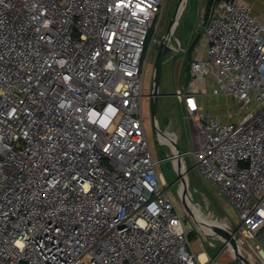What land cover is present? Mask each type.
Listing matches in <instances>:
<instances>
[{"label":"built area","instance_id":"built-area-1","mask_svg":"<svg viewBox=\"0 0 264 264\" xmlns=\"http://www.w3.org/2000/svg\"><path fill=\"white\" fill-rule=\"evenodd\" d=\"M164 2L0 0V264H221L190 246L142 114ZM205 7L175 95L201 174L238 210L231 233L264 264V17Z\"/></svg>","mask_w":264,"mask_h":264},{"label":"rangeland","instance_id":"rangeland-1","mask_svg":"<svg viewBox=\"0 0 264 264\" xmlns=\"http://www.w3.org/2000/svg\"><path fill=\"white\" fill-rule=\"evenodd\" d=\"M261 1L256 2L255 13L258 17L263 18L264 14H261L264 11V7L261 9ZM206 3L207 0H186L183 12L173 27L170 38L166 39L167 44L172 49L165 54L162 63L157 125L159 132L169 138L171 137V139L173 138L184 152L189 188L192 193L191 199L194 207L205 218L209 224L208 226L215 232H219L216 228L231 230L232 227H235L237 229L241 222L239 213L219 189L201 174L196 164V158L192 153L195 147L196 130L186 118L181 104L175 95L177 89L183 84L188 83L191 77L192 50L197 44L195 43L196 38L200 35V20L204 15ZM178 4L179 0H165L163 11L154 24L151 33V35L153 34L152 39L146 54L145 70L143 72L144 94H151L153 91L155 62L159 45L167 35L169 23L175 15ZM183 49H186V51L184 52ZM142 114L151 148L153 149L155 158L159 160L158 170L164 176L163 183L166 184L165 187L170 186L172 198L175 200L177 208L193 227L189 235L190 246L196 254L202 251L206 252L207 258L205 262H210L216 258H219V260L224 258L225 253H228L230 247L228 242L216 234H202L201 230L188 218V215L183 211L178 201L180 186L179 173L176 170L177 160L170 158L173 154V149L168 144L161 143L155 134L149 95L148 99L145 97L142 100ZM243 251L242 253L250 264H261L257 259L252 258V260L249 258L246 255V251L248 250L244 247ZM235 255L234 248L232 247L229 255H227L232 258H228L226 261L225 259L223 261L220 260V263L244 264L241 260L240 263H237V258H234Z\"/></svg>","mask_w":264,"mask_h":264},{"label":"water","instance_id":"water-1","mask_svg":"<svg viewBox=\"0 0 264 264\" xmlns=\"http://www.w3.org/2000/svg\"><path fill=\"white\" fill-rule=\"evenodd\" d=\"M182 4V0H179V4L178 7L176 9L175 15L174 17L171 19L170 23H169V27L167 30V35L165 37V39H163L160 42L159 45V51L157 54V58H156V62H155V70H154V88L152 93L150 94L149 98H150V107H151V117H152V121H153V125H154V130H155V134L157 136V138H161L162 140H164L166 143L172 145L175 149L176 155H178L179 157V188L183 189V196H185L187 194V190L185 189L184 185H183V181H182V176L185 173V158H184V152L181 150L180 146L172 139H170L169 137L161 134L158 130V125H157V109H158V98H159V89H160V84H161V71H162V63H163V58L165 56V54L167 52H169L172 47H170L167 42L166 39L170 38L171 35V31L173 30V27L176 24V14L178 12V9L180 7V5ZM184 205L186 206L188 211H191L189 208V205L186 203V201H184ZM217 230H219V232L221 234H223L225 236V240L228 242V245H232V247L236 250L237 252V256L235 258L237 263L241 261H243L244 264H250L249 261L247 260V258H245V255L242 254L241 252V247L238 245L235 237H234V233H229L226 230L222 229V228H216Z\"/></svg>","mask_w":264,"mask_h":264},{"label":"bare ground","instance_id":"bare-ground-1","mask_svg":"<svg viewBox=\"0 0 264 264\" xmlns=\"http://www.w3.org/2000/svg\"><path fill=\"white\" fill-rule=\"evenodd\" d=\"M185 2H186V0H182V4L180 5V7H179V9H178V12H177V14H176V20L178 21L179 20V17L181 16V14H182V12H183V9H184V7H185ZM176 21V22H177ZM171 138V137H170ZM172 140H173V138H172ZM174 148V147H173ZM175 150V149H174ZM176 165H177V168L179 167V162H177L176 163ZM182 181H183V185H184V187H185V189L187 190V197L186 196H183V199H182V202H183V200L184 201H186V203L190 206V208L192 209V211H193V214L195 215V217L198 219V220H200L201 222H202V225L200 226V230H201V233L202 234H216L218 237H220V238H223L224 240H225V236L223 235V234H221L220 232H215L211 227H209L208 225V223H207V221L205 220V218H203V216L201 215V213L199 212L198 213V211L195 209V207H194V203H193V201H192V199H191V197H192V193H191V191H190V188H189V178H188V176H187V174L185 173L184 175H183V178H182ZM183 204H184V202H183ZM224 230H226L227 232H232V230H229V229H224ZM226 241V240H225ZM230 247H229V250H228V253L226 254L225 253V257H227V258H222V259H220V260H222L223 261V259H225V261L228 259V258H232V257H230V256H227V255H229V253H230V251H231V248H232V245H229ZM241 246V245H240ZM243 247L245 248V249H247L248 251H246V255L249 257V258H254V256H253V254L250 252V250L246 247V246H241V252L243 251ZM234 253L236 254L235 255V257L237 256V252H236V250L234 249ZM243 254V253H242ZM244 255V254H243ZM234 257V258H235ZM199 258H201V260H205L206 259V254L205 253H200V256H199ZM255 259V258H254ZM253 260V259H252ZM260 262V261H259ZM240 263V262H239ZM242 264V263H241Z\"/></svg>","mask_w":264,"mask_h":264},{"label":"crops","instance_id":"crops-1","mask_svg":"<svg viewBox=\"0 0 264 264\" xmlns=\"http://www.w3.org/2000/svg\"><path fill=\"white\" fill-rule=\"evenodd\" d=\"M239 1H242V2H245V3H249V4H251L252 6H253V13L256 15V10H255V5H256V2H259L260 0H239ZM261 9H263V7H264V0H262L261 2ZM262 13V12H261ZM264 14V11H263V13L261 14V15H263ZM257 16V15H256ZM258 17V16H257ZM260 18V17H259ZM244 252V251H243ZM200 253H205L206 254V252H204V251H202V252H200ZM200 253H199V256H200ZM206 258H207V254H206Z\"/></svg>","mask_w":264,"mask_h":264},{"label":"trees","instance_id":"trees-1","mask_svg":"<svg viewBox=\"0 0 264 264\" xmlns=\"http://www.w3.org/2000/svg\"><path fill=\"white\" fill-rule=\"evenodd\" d=\"M210 2H212V0H208V3H210ZM199 38H200V35H199V37L196 38L197 40L195 41V43L198 42ZM151 39H152V35L149 37L148 45L150 44Z\"/></svg>","mask_w":264,"mask_h":264}]
</instances>
